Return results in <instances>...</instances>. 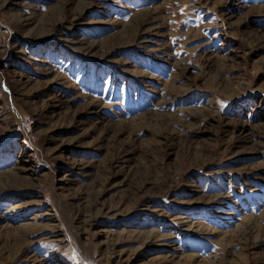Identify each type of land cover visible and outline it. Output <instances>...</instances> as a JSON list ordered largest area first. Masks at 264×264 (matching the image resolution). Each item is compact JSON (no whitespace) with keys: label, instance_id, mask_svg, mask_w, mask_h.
<instances>
[{"label":"rangeland","instance_id":"1","mask_svg":"<svg viewBox=\"0 0 264 264\" xmlns=\"http://www.w3.org/2000/svg\"><path fill=\"white\" fill-rule=\"evenodd\" d=\"M0 264H264V0H0Z\"/></svg>","mask_w":264,"mask_h":264}]
</instances>
